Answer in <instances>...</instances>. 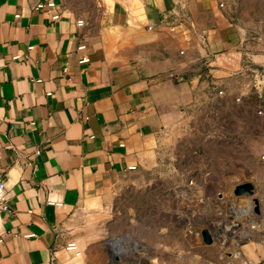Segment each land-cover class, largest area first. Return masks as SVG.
Segmentation results:
<instances>
[{"label":"crops","instance_id":"1","mask_svg":"<svg viewBox=\"0 0 264 264\" xmlns=\"http://www.w3.org/2000/svg\"><path fill=\"white\" fill-rule=\"evenodd\" d=\"M105 1L90 28L57 0H0L9 208L0 214V264H112L122 181L182 133L186 109L213 91L209 84L234 86L240 56L264 66V0H255L258 13L240 3L237 18L231 0ZM204 65L210 81L200 75ZM237 254L262 264L264 235ZM152 257L165 264L161 250L144 264Z\"/></svg>","mask_w":264,"mask_h":264},{"label":"rangeland","instance_id":"2","mask_svg":"<svg viewBox=\"0 0 264 264\" xmlns=\"http://www.w3.org/2000/svg\"><path fill=\"white\" fill-rule=\"evenodd\" d=\"M57 1L90 28L106 11L105 0ZM231 1L237 18L245 0ZM248 1L247 11L258 13L255 0ZM205 68L200 75L210 81ZM243 74L235 75L234 86L209 84L213 91L204 90L186 109L182 133H173L152 164L122 181L113 207L111 242H118L112 264H144L159 250L165 264H245L237 253L255 233L264 235V117L258 114L264 105L254 75ZM246 182L253 195L235 197L234 187Z\"/></svg>","mask_w":264,"mask_h":264},{"label":"water","instance_id":"3","mask_svg":"<svg viewBox=\"0 0 264 264\" xmlns=\"http://www.w3.org/2000/svg\"><path fill=\"white\" fill-rule=\"evenodd\" d=\"M242 73H251L254 75L256 80V86L258 89V95L261 102L264 104V66L258 67L255 63L245 60L242 63L238 64V67L233 71V75L242 74ZM254 187L250 182L238 184L233 189V195L235 197L239 196H252ZM255 204L257 202L255 201ZM258 213V210H255ZM206 243L210 244L212 238L208 231L203 230L201 232Z\"/></svg>","mask_w":264,"mask_h":264},{"label":"built area","instance_id":"4","mask_svg":"<svg viewBox=\"0 0 264 264\" xmlns=\"http://www.w3.org/2000/svg\"><path fill=\"white\" fill-rule=\"evenodd\" d=\"M48 7H53V3H48L47 5ZM43 7V5H39L38 8L41 9ZM58 16H55L54 19H57ZM77 25L79 27L83 26V22L82 21H78ZM84 47H81L80 49H82ZM89 60L86 58L81 59V61L79 63H87ZM131 170L134 169V167L130 168ZM4 174H5V170L0 166V214L3 213H8L9 212V208L7 205V201H6V197H5V186H4ZM1 241V240H0ZM68 250L74 251L77 254L76 251V247L73 243H70L67 246ZM264 264V262L262 263Z\"/></svg>","mask_w":264,"mask_h":264},{"label":"bare ground","instance_id":"5","mask_svg":"<svg viewBox=\"0 0 264 264\" xmlns=\"http://www.w3.org/2000/svg\"><path fill=\"white\" fill-rule=\"evenodd\" d=\"M77 252H78V250H77ZM77 255V254H76ZM79 255V254H78Z\"/></svg>","mask_w":264,"mask_h":264}]
</instances>
